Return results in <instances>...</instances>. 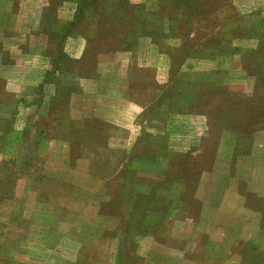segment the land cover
<instances>
[{
	"label": "rangeland",
	"instance_id": "rangeland-1",
	"mask_svg": "<svg viewBox=\"0 0 264 264\" xmlns=\"http://www.w3.org/2000/svg\"><path fill=\"white\" fill-rule=\"evenodd\" d=\"M0 264H264V0H0Z\"/></svg>",
	"mask_w": 264,
	"mask_h": 264
}]
</instances>
